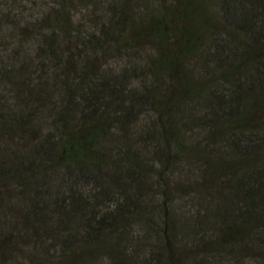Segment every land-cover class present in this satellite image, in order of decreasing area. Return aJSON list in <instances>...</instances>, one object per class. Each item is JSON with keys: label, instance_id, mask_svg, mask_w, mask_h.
Instances as JSON below:
<instances>
[{"label": "trees", "instance_id": "obj_1", "mask_svg": "<svg viewBox=\"0 0 264 264\" xmlns=\"http://www.w3.org/2000/svg\"><path fill=\"white\" fill-rule=\"evenodd\" d=\"M24 2L0 0V264H264V0Z\"/></svg>", "mask_w": 264, "mask_h": 264}, {"label": "rangeland", "instance_id": "obj_2", "mask_svg": "<svg viewBox=\"0 0 264 264\" xmlns=\"http://www.w3.org/2000/svg\"><path fill=\"white\" fill-rule=\"evenodd\" d=\"M40 2V1H39ZM38 2V3H39ZM37 2L35 3L34 2V0H25V2L23 3L24 5H22V6H24V8L23 9H26L27 10V12H26V18H29L28 16L30 15V14H34L35 12H38V11H36V10H39L40 9V7H41V5L40 4H38ZM39 5V6H38ZM37 7V8H35V7ZM79 12H77L76 13V15H75V20L77 21V22H79V17H80V15L78 14ZM78 14V15H77ZM77 16V17H76ZM31 43V42H30ZM32 44V43H31ZM30 44V45H31ZM32 48H34V47H32ZM124 63V61L122 62H115V61H113L112 63H111V66L112 67H116L117 65H121V64H123ZM3 141H2V140ZM0 147H6V146H11L12 148H14V149H21V147H22V144H21V141H19V140H17V139H15V140H13L11 143H9V142H7V141H4V138H1L0 137ZM5 143V144H4ZM10 145H9V144Z\"/></svg>", "mask_w": 264, "mask_h": 264}]
</instances>
